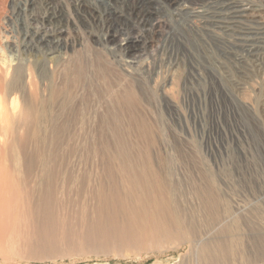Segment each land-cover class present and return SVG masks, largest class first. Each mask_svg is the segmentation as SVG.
Returning a JSON list of instances; mask_svg holds the SVG:
<instances>
[{
  "label": "rangeland",
  "instance_id": "obj_1",
  "mask_svg": "<svg viewBox=\"0 0 264 264\" xmlns=\"http://www.w3.org/2000/svg\"><path fill=\"white\" fill-rule=\"evenodd\" d=\"M0 78L59 212L0 264H264V0H0Z\"/></svg>",
  "mask_w": 264,
  "mask_h": 264
},
{
  "label": "bare ground",
  "instance_id": "obj_2",
  "mask_svg": "<svg viewBox=\"0 0 264 264\" xmlns=\"http://www.w3.org/2000/svg\"><path fill=\"white\" fill-rule=\"evenodd\" d=\"M41 2L42 1H40V3ZM108 5H109V2H108ZM107 10H108V8H107ZM53 11H54V9H53ZM52 13H54V12H52ZM227 13H229V12H227ZM50 14H51V12H50ZM94 14H95V12H94ZM47 15H48V13H47ZM118 15H119V13H117V10L116 11L112 10L110 12V17H114L115 19L119 18ZM56 16L57 15H55L54 17H53V15L46 17L45 19H43L44 20L43 22H48V23L52 24V22L54 23L55 20L59 21V20H57L58 18ZM131 16H132V13L127 17L131 18ZM41 17H43V16H41ZM33 34H35V33H33ZM37 35H36V37H37ZM45 35H47V34H45ZM58 42L59 41L56 42L54 39L49 40V38H45V36L42 35L40 37V39L37 40L36 46H34L33 48L37 49V51L42 49L47 53H52L53 48H57L59 46ZM34 49L26 48L25 51L31 50L30 52H33ZM1 80L2 79L0 78V95L5 97V98H8L9 97L8 93L11 92V89L6 88L5 86L4 87L1 86ZM5 113H6V111L4 110L3 99H2V97H0V124L5 122V121H3ZM11 137H12V134H10L9 140H11ZM7 138H8V135H7ZM9 140L7 141L6 137H5V139L0 140V163H2V165L8 164V161H10L11 157L7 153H9V151H11V148L13 149V147H15L14 145H12L10 143ZM25 145H24V143L21 144V148H20L21 152H23L25 150V148L27 147V146L25 147ZM23 155H25V154H23ZM24 159H26V156L24 157ZM50 163H52V164H50ZM23 164L24 165L19 166V167H15V168H14V166H12L13 167V173L10 171V167L12 164L7 166L8 169L5 173H2L0 171V258H2L3 260H6V258L8 256H12V258L18 257L19 259H23L25 252L23 251L22 254H19L20 247H22L25 250L30 248V251L28 253L29 259L36 260L38 258H41L40 256L37 257V255L34 257L35 254L33 255L37 246L38 245H41L43 247L49 246L50 244H52V242L55 239V233L54 232L47 233L48 228L54 226V223L56 222V220L59 216V214H58L59 212H56V211H58V210H56V209H58V205L57 204L54 205L53 199L50 196V191H52L51 185H52L54 179L50 178L47 173H49L51 171V167H46L47 170L45 172H43L42 175L38 176V171H37V174H35V172H36L35 170H36L37 166L35 163L33 164V161H31V162L26 161ZM48 164H50L53 168H56V165H57L56 161H54V160L47 163V165ZM47 165H44V166H47ZM22 167H23V169H22ZM21 171H24V172L21 173ZM12 175H14L15 177H12ZM38 180L40 182L45 181V183L38 185ZM115 205H117V204L115 203ZM110 207H111V204H110V206H108V204H106L105 208H103L104 211L102 212L101 216L106 217V218H110L112 220V216H111L112 214L110 212H109L110 213L109 214L107 211L105 212V210H109ZM34 220H35V222H34ZM26 221L29 222L30 225L34 224V226L36 223L40 222L38 227L34 228L35 232H36L35 235L37 236L36 239H38V240L32 241L33 235L31 233H29V230L28 231L26 230V232H24L22 225L27 223ZM122 229L127 230L128 228L125 227ZM105 233H106V231H105ZM121 233H123V232H121ZM131 234L134 235V232H132ZM120 235H122V234H120ZM108 237H110V236H108ZM103 238H104V236H103ZM110 241H111V239H110ZM102 244H100V245H102Z\"/></svg>",
  "mask_w": 264,
  "mask_h": 264
}]
</instances>
